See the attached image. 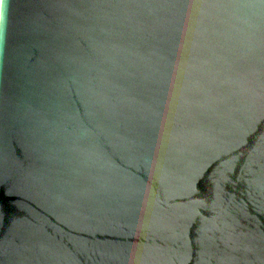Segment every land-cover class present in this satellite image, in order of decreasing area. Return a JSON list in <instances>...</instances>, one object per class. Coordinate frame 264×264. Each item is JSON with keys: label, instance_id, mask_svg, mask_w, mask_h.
Segmentation results:
<instances>
[{"label": "water", "instance_id": "obj_1", "mask_svg": "<svg viewBox=\"0 0 264 264\" xmlns=\"http://www.w3.org/2000/svg\"><path fill=\"white\" fill-rule=\"evenodd\" d=\"M0 264H264V0H0Z\"/></svg>", "mask_w": 264, "mask_h": 264}]
</instances>
